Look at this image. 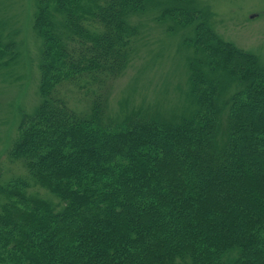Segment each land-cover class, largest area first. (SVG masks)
<instances>
[{"label": "trees", "instance_id": "16d2710c", "mask_svg": "<svg viewBox=\"0 0 264 264\" xmlns=\"http://www.w3.org/2000/svg\"><path fill=\"white\" fill-rule=\"evenodd\" d=\"M195 1L37 0L41 103L0 172V264H264V64ZM149 7L193 29L195 106L116 120Z\"/></svg>", "mask_w": 264, "mask_h": 264}, {"label": "rangeland", "instance_id": "374dc122", "mask_svg": "<svg viewBox=\"0 0 264 264\" xmlns=\"http://www.w3.org/2000/svg\"><path fill=\"white\" fill-rule=\"evenodd\" d=\"M194 5L211 15L224 41L254 53L264 64V0H196ZM159 8L130 19L139 35L127 70L111 89L108 114L113 119L132 112L171 118L195 106L189 85L194 52L185 44L193 29L169 32L170 23L158 21ZM37 12V0H0L1 41L8 45L0 61V172L12 167L7 153L22 117L41 103L43 40L35 26Z\"/></svg>", "mask_w": 264, "mask_h": 264}]
</instances>
